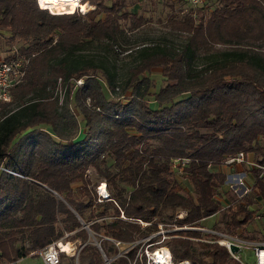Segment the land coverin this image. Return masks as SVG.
<instances>
[{
	"label": "trees",
	"instance_id": "1",
	"mask_svg": "<svg viewBox=\"0 0 264 264\" xmlns=\"http://www.w3.org/2000/svg\"><path fill=\"white\" fill-rule=\"evenodd\" d=\"M85 2L84 13L65 12L68 4L49 8L67 13L53 15L35 0H0V35L28 59L11 93L18 105L0 104V264L54 242L78 247L76 257L59 253L58 264H102L103 257L147 264L135 243L148 248L156 237L172 264H238L198 230L151 235L159 225L199 228L215 214L213 227L234 233L253 219L244 195L227 192L235 202L221 208L225 174L210 168L238 152L264 160V0H215L207 13L169 5L167 34L182 41L136 46L124 77L114 48L149 18L125 9V0ZM92 43L96 58L83 54ZM152 68L161 83L150 92ZM58 78L67 86L60 108L50 99ZM88 168L104 181L107 200L95 201ZM175 170L191 193L182 192ZM253 187L264 203L263 185ZM114 243L127 250L120 255Z\"/></svg>",
	"mask_w": 264,
	"mask_h": 264
},
{
	"label": "rangeland",
	"instance_id": "2",
	"mask_svg": "<svg viewBox=\"0 0 264 264\" xmlns=\"http://www.w3.org/2000/svg\"><path fill=\"white\" fill-rule=\"evenodd\" d=\"M214 2L215 0H210L203 7L196 8L195 11L201 10L202 12L207 13L209 9H211L212 6L214 5ZM68 4L76 6L74 3H68ZM68 4L63 3L59 6L68 5ZM82 5H83V11H85L86 5L81 4V6ZM169 5L172 6V9H173L172 11H181L183 13L189 9L188 6L180 4V3H176L174 0H125V9H127L128 11L136 12L138 14L140 12L145 18H149V23L142 25V27L138 29H134L132 31H126L125 36L123 38V42L119 44L116 48H114V51H115L114 52L115 54L113 55L114 62L116 65L117 72L120 73L121 77L125 76L126 69L128 68V66L132 64L130 54L131 52H133L132 50L136 46H140L142 45V43L146 44V43H151L155 41H161L165 37L167 38L168 41H171L172 43H179L182 41L181 37L178 35L173 34L174 36H170L167 34L169 31H168V28L164 25V21L166 17L165 15L170 12ZM49 8H52V7H49ZM73 9L75 8L68 7L65 10V12H72ZM4 40H5L4 36L3 34H1L0 35V57L3 56V58L8 56L11 53V51L15 50L17 47V45L15 46L13 45V47L11 48L9 46H6V43L4 42ZM83 54L88 57L92 56V58H96L101 53H100V48L95 43H92L88 46L86 50L83 51ZM159 71H160L159 68H152L150 69L148 73H146L147 77L150 79L152 83L150 92L156 90L161 83L160 81L161 77H160ZM66 87L67 86L58 87L57 85L56 87L53 88L51 92L50 99L56 101V105L58 108H60L64 102L65 95H66V91H65ZM56 89H58L57 92H56ZM105 95L108 96L106 92H105ZM18 97L19 96H17V93L14 92V94L10 97V101L8 102V105L6 106V109H11L17 106ZM26 98H28V96H25L23 99L25 100ZM147 100H149V103H150L149 106L155 107V104L153 103L151 96H148ZM68 108H70L69 111H72L75 114L72 104H70ZM82 131L83 129L80 124V127L78 128L76 135L79 133L81 136ZM245 158L248 161H255V156L252 153L246 154ZM106 162L109 163L110 159L107 158ZM246 168L247 166H245L244 164H241L240 166L220 165L219 167H211L210 169L223 172L225 175H230V174H234L236 170L238 171L246 170ZM174 176H175L176 181L181 186L182 192L191 193V187L189 183L186 181V179L182 177V174L179 171L175 170ZM86 177L88 178L90 182L89 187L94 188V191H95V187L99 183L101 182L104 183V181L99 176L96 175V173L93 171L92 168H88V170L86 171ZM251 181L252 179L249 178V176H247L245 186H250V184L252 183ZM221 187H224V186L222 185ZM243 190H244L243 186H236L235 192H232V191L230 192H232L235 195V197H238V196L241 197L243 195L246 196L251 202L249 205V208L253 210L254 216H253V219L248 224H246L243 228L236 229L234 233L240 236H243V237L251 236L252 239H257V240L264 239V217H263L264 205L261 204L260 199L258 198V195L254 189H249V191H247L244 194H243ZM227 192H224V189H221L219 191V196H217V198L220 204L224 205L226 203L231 202L227 196ZM95 197H96L95 201L100 202L98 201L96 191H95ZM218 218H219V214H215V215L205 218L203 221L198 222V225L200 226L199 229L200 228H204V229L214 228L213 225L218 224ZM158 228L159 230L156 233H153L151 237H156L157 235H161L164 232L170 229H173L171 225L166 226V227H162L159 225ZM199 232L204 234L203 231H199ZM203 238H206V236H204ZM154 240H155L154 245L148 248L146 245H144L141 242L135 243V245H137L138 247V250L140 249L142 250L143 254L145 255V259L147 263H151V258L153 256V255L151 256V254H153L152 253L153 251L163 248V246H161L162 242H160L161 238L159 239V237H156L154 238ZM92 242H93V245L96 246V248H99L98 241L93 239ZM62 244L63 243L61 242L60 243L61 247H62ZM114 244L115 246H117L120 255L123 254L127 250V247H128L127 244H118V243H114ZM76 245H77L76 243H73V244L70 243L68 247V251H66L67 253H64V252L63 253L66 255L74 254V256L76 254L77 256L78 247H76ZM239 255H240V260L242 261L243 264H252L253 258L250 252L246 250H242L241 252H239ZM110 262H111V259H107L103 257L102 264H110ZM15 264H41V261L38 257L26 256L16 261Z\"/></svg>",
	"mask_w": 264,
	"mask_h": 264
},
{
	"label": "built area",
	"instance_id": "3",
	"mask_svg": "<svg viewBox=\"0 0 264 264\" xmlns=\"http://www.w3.org/2000/svg\"><path fill=\"white\" fill-rule=\"evenodd\" d=\"M79 1L80 0H77L78 3ZM174 1L186 5L188 7L199 8V7H203L210 0H174ZM35 2L40 9H45L49 14H53V15L67 14V13H52L48 8L40 7L38 0H35ZM77 10L80 13L85 12V11H81L79 6H76L74 11H72L71 13ZM14 53L15 50H12L11 53L9 54V55L13 54L12 58H3L0 60V104L8 103L10 101L12 90L23 81L25 76L28 59L22 56H18L17 54ZM80 84H81L80 79L75 81V86H80ZM57 85L58 87L63 86L61 85V80L59 78L56 81V86ZM57 90L58 89H56V92ZM245 157L246 154H244L243 152H238L234 156L227 158L221 164H219V165H230V166H237V165L240 166L241 164H244L245 166H247L246 170H240V171L236 170L234 174L225 175V180L223 182V186L225 188L224 192L227 191L235 192L236 186H243L244 188L243 194L249 191V189H254L256 191V189L253 187L254 182L256 180H258L264 187V160L262 163H256L255 161L246 160ZM173 164H175V162H173ZM250 170L257 171L256 177H253L251 175ZM247 176H249V178L252 179L251 181L252 183L250 184V186H245ZM101 185H103L102 189L100 187ZM95 191L97 194L98 201L108 199V194L106 192L105 184L103 182L99 183L95 187ZM217 196H219V193L216 195V198ZM236 198H240V196ZM234 202L226 203L224 205L222 204L221 208L222 209L228 208L232 206ZM260 202L262 205H264L263 201L260 200ZM177 229H187V228H173L172 230H177ZM197 229L198 231H203L204 234L208 235V239H210L209 242L215 243L223 247L226 250L228 256L234 261H236L238 264H243L242 261L240 260V255H239V252H241L242 250H246L250 252L253 258L252 264H264V239L257 240L252 238H246L235 233H227L215 228L212 229L197 228ZM60 243L61 242H54L41 250L34 251L35 253L38 254L41 264L59 263V257H58L59 253L61 252L67 253L61 250V247L59 246ZM63 244H67L69 247L70 243L68 244L67 242ZM231 247H235L236 248L235 251H231L230 250ZM165 250L167 251L168 254V250L166 248ZM154 257L155 256H152L151 263H147V264H163L157 262L156 258ZM170 261H171L170 254H168V262L169 264H172ZM184 262L185 264H188L186 261ZM15 263L16 261H9V262H3L1 264H15Z\"/></svg>",
	"mask_w": 264,
	"mask_h": 264
},
{
	"label": "bare ground",
	"instance_id": "4",
	"mask_svg": "<svg viewBox=\"0 0 264 264\" xmlns=\"http://www.w3.org/2000/svg\"><path fill=\"white\" fill-rule=\"evenodd\" d=\"M43 2L48 7V9H49V7L53 8V7L59 6V5L63 4V3H65V4L74 3L76 6H79L81 11H83V5L81 6L80 3H76L77 0H45ZM76 6H74V8ZM42 8H44V7L42 6ZM100 187L102 189L103 185H101ZM59 246H60V244H59ZM61 250L65 251V252L68 251V245L62 244ZM168 254H169V252H168ZM168 254H167V251L165 250V248H161L159 250L154 251L152 255L155 256L154 258H156L157 262L163 263V264H169V262H168ZM179 264H185V262H181Z\"/></svg>",
	"mask_w": 264,
	"mask_h": 264
},
{
	"label": "crops",
	"instance_id": "5",
	"mask_svg": "<svg viewBox=\"0 0 264 264\" xmlns=\"http://www.w3.org/2000/svg\"><path fill=\"white\" fill-rule=\"evenodd\" d=\"M83 4H85L86 5V10L87 9H90L91 7L87 4V2H85V3H83ZM85 10V11H86ZM139 14H141L140 12H139ZM1 59H3V56H1L0 57V60ZM248 154V153H247ZM220 166V165H219ZM219 166H217V167H219ZM214 171H217V170H214ZM220 172V171H219ZM223 173V172H222ZM221 189H225L224 187H220L219 189H218V191H220ZM220 205H222V204H220ZM204 220V219H203ZM203 220H201V221H203ZM200 222V221H199ZM28 256H32V257H38L39 258V256H38V254L37 253H35V252H32V253H30ZM21 259V258H20ZM40 259V258H39ZM19 259H17L16 261H18Z\"/></svg>",
	"mask_w": 264,
	"mask_h": 264
},
{
	"label": "water",
	"instance_id": "6",
	"mask_svg": "<svg viewBox=\"0 0 264 264\" xmlns=\"http://www.w3.org/2000/svg\"><path fill=\"white\" fill-rule=\"evenodd\" d=\"M187 229L198 230L197 228H187ZM235 249H236L235 247H231V248H230L231 251H235Z\"/></svg>",
	"mask_w": 264,
	"mask_h": 264
}]
</instances>
